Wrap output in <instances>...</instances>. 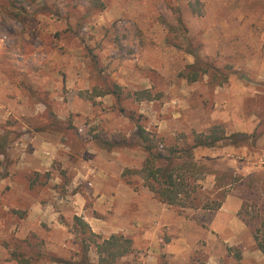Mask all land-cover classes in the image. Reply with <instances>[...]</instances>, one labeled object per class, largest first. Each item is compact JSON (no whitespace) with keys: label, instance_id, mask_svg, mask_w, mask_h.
<instances>
[{"label":"rangeland","instance_id":"obj_1","mask_svg":"<svg viewBox=\"0 0 264 264\" xmlns=\"http://www.w3.org/2000/svg\"><path fill=\"white\" fill-rule=\"evenodd\" d=\"M199 1L202 16L189 0H0V264H18L15 255L79 263L84 245L98 264L89 235L73 228L84 214L61 201L79 158L134 192L106 208L85 194L87 182L73 188L85 215L103 222L100 239L132 240L116 264H264L255 240L264 238V0ZM187 48L227 82L180 77L193 63ZM212 127L239 141L188 159L194 134ZM139 128L160 154L174 148V162L203 167L189 192L195 206L167 205L144 186ZM42 131L55 149L36 171L25 145ZM37 203L51 206L46 216L30 217Z\"/></svg>","mask_w":264,"mask_h":264},{"label":"trees","instance_id":"obj_2","mask_svg":"<svg viewBox=\"0 0 264 264\" xmlns=\"http://www.w3.org/2000/svg\"><path fill=\"white\" fill-rule=\"evenodd\" d=\"M189 7L191 11L197 16H202L204 11L199 0H189ZM170 44V42L167 41ZM187 54L193 57V63L187 65L183 72L179 74L189 83H194L199 80L201 76L208 75L209 82L215 86H222L228 80V74L219 68H216L213 64L203 61L194 49L186 50ZM101 94V93H100ZM139 99L145 98L151 100V96L148 91H141L138 93ZM138 137L142 143L143 149L146 153V157L143 162L142 173L144 175V186L153 194V196L160 202L167 205H181L187 206L182 201L184 198L190 200V205L195 206L193 197H190L189 192H195L194 185L197 175L203 172V167L197 166L193 160L183 161L182 163L174 162L176 149L170 148L166 150V154L162 155L156 151L153 144V139L149 137L143 129H138ZM239 135L235 134L230 137L223 135L222 131L217 127H212L208 134H194L192 146L183 150L187 155V158H191V151L195 148H211L214 147L222 140L239 141ZM106 143V142H105ZM100 143V146L105 149H110V145H104ZM129 172L125 170L124 173ZM205 208H209L204 205ZM217 205L214 208H218ZM214 209L212 206L210 207ZM73 228L80 231L82 235L88 234L91 242L93 243L96 254L98 257V264H116V262L130 254L132 252V240L124 237L123 235H110L108 238L100 239L96 235L89 225L81 218L74 217ZM257 249L264 254V238H255ZM83 245L85 242L82 243ZM83 255L79 263L69 264H90L87 259L88 246H83ZM15 260L18 264H27L20 255H15ZM56 263H65L61 259H53Z\"/></svg>","mask_w":264,"mask_h":264},{"label":"crops","instance_id":"obj_3","mask_svg":"<svg viewBox=\"0 0 264 264\" xmlns=\"http://www.w3.org/2000/svg\"><path fill=\"white\" fill-rule=\"evenodd\" d=\"M52 134L54 133H51L49 131H42L39 134L34 133L33 135H30L28 137L29 142L25 146L31 145V148L33 149L31 162L29 163L32 169L38 171L40 168H44L45 166L48 168L50 166L48 160L52 156L53 150L55 149V145H53L54 147L51 148L52 144L54 143L52 140H50ZM56 145L59 146V144ZM63 146L65 150L69 149V146L67 144H63ZM44 154L49 156V159ZM105 162H107L106 159ZM71 168L75 170V175L71 180V185L67 187V189L69 190L67 195L63 196L61 198V201L69 200V202L65 201V203L71 205V207L75 210V214H84L83 218L86 219L85 222L89 225L91 230L95 234L96 232H101L102 228L101 223L99 222L102 221L100 219H97L96 217H87L85 215V196L81 191H74L73 188H75L78 183L80 184L83 182H87V184L92 186V188H90L91 190L89 189L87 191H84L85 194H89L91 192L96 199L95 206H98L99 202H104L106 208L112 207V203L114 202L115 198H118L123 194L133 195L134 192L131 188L122 183L120 174L114 175L107 169L97 168V166L93 164L91 160L87 161L83 158H79L77 165H72ZM50 207L51 206L48 204H45L44 206L41 203L34 204L30 208V217H32L33 215H35L37 218L46 216ZM54 214L58 213L54 211ZM45 218L43 219L44 221L46 220ZM51 223L52 222H50V224Z\"/></svg>","mask_w":264,"mask_h":264}]
</instances>
